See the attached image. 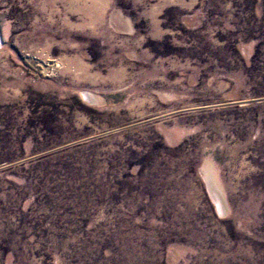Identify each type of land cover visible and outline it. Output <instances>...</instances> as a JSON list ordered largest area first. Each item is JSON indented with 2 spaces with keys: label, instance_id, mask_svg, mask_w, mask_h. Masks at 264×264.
<instances>
[{
  "label": "rangeland",
  "instance_id": "374dc122",
  "mask_svg": "<svg viewBox=\"0 0 264 264\" xmlns=\"http://www.w3.org/2000/svg\"><path fill=\"white\" fill-rule=\"evenodd\" d=\"M0 36V264H264V0H0Z\"/></svg>",
  "mask_w": 264,
  "mask_h": 264
},
{
  "label": "bare ground",
  "instance_id": "6f19581e",
  "mask_svg": "<svg viewBox=\"0 0 264 264\" xmlns=\"http://www.w3.org/2000/svg\"><path fill=\"white\" fill-rule=\"evenodd\" d=\"M0 41L3 42L1 36H0ZM215 202H216L217 208L221 210L223 206L221 205V201L218 197L217 198L215 197Z\"/></svg>",
  "mask_w": 264,
  "mask_h": 264
}]
</instances>
